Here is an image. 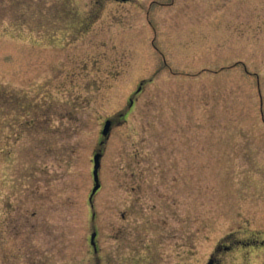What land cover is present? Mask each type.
Listing matches in <instances>:
<instances>
[{"label": "rangeland", "instance_id": "374dc122", "mask_svg": "<svg viewBox=\"0 0 264 264\" xmlns=\"http://www.w3.org/2000/svg\"><path fill=\"white\" fill-rule=\"evenodd\" d=\"M212 259L264 264V0H0V264Z\"/></svg>", "mask_w": 264, "mask_h": 264}, {"label": "water", "instance_id": "95a60500", "mask_svg": "<svg viewBox=\"0 0 264 264\" xmlns=\"http://www.w3.org/2000/svg\"><path fill=\"white\" fill-rule=\"evenodd\" d=\"M111 127H112V121L108 120L105 125H104V130L102 132V135L104 138H108L109 134H110V131H111ZM101 156L102 154L101 153H98L95 157H94V172H93V175H94V181H95V187L92 191V194H91V197H90V201L92 202L93 201V197L95 196V194L99 191L101 185H100V181H99V169H100V166H101ZM96 237H97V233L94 232L91 236V244L92 246L94 247L95 250H97L96 248ZM209 264H212V261H210Z\"/></svg>", "mask_w": 264, "mask_h": 264}, {"label": "flooded vegetation", "instance_id": "af4514ba", "mask_svg": "<svg viewBox=\"0 0 264 264\" xmlns=\"http://www.w3.org/2000/svg\"><path fill=\"white\" fill-rule=\"evenodd\" d=\"M113 1H115L116 3H120V4H128L132 2V0H113ZM229 248L231 247H227L226 249H229ZM213 262L215 263V259H212V264Z\"/></svg>", "mask_w": 264, "mask_h": 264}]
</instances>
